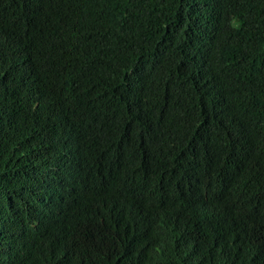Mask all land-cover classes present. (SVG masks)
<instances>
[{"label":"trees","instance_id":"trees-1","mask_svg":"<svg viewBox=\"0 0 264 264\" xmlns=\"http://www.w3.org/2000/svg\"><path fill=\"white\" fill-rule=\"evenodd\" d=\"M85 209L89 234L70 227ZM31 215L42 237L16 246ZM9 251L264 264V0H0V263Z\"/></svg>","mask_w":264,"mask_h":264},{"label":"clouds","instance_id":"clouds-1","mask_svg":"<svg viewBox=\"0 0 264 264\" xmlns=\"http://www.w3.org/2000/svg\"><path fill=\"white\" fill-rule=\"evenodd\" d=\"M59 11V9H57ZM53 24L51 22L50 32L52 31ZM31 45V43H29ZM22 44L20 45V47ZM100 215L93 209H85L80 211L79 215L75 219L77 226H70L73 231L83 234H89L96 231L94 223L97 221ZM230 228L227 230L229 232ZM13 243L19 247H25L29 244L32 237H37L39 240L42 237V224L33 215L30 217H20L17 226L13 230L11 235ZM0 264H13L12 258L9 251L7 259H1Z\"/></svg>","mask_w":264,"mask_h":264}]
</instances>
